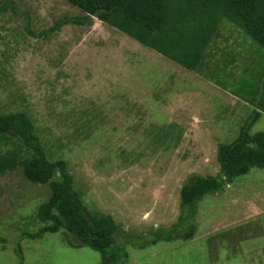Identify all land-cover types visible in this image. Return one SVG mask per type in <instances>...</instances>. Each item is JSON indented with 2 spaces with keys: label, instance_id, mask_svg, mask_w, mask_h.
<instances>
[{
  "label": "rangeland",
  "instance_id": "1",
  "mask_svg": "<svg viewBox=\"0 0 264 264\" xmlns=\"http://www.w3.org/2000/svg\"><path fill=\"white\" fill-rule=\"evenodd\" d=\"M82 16L64 0H0V114L24 112L48 160L67 163L84 210L125 230L117 264H264V168L203 197L179 239L147 241L176 223L183 182L218 174V147L255 111L250 134L264 133V89L253 88L264 50L223 18L219 68L203 79L97 19L50 31ZM49 195L20 170L0 178V264H100L61 233L21 238Z\"/></svg>",
  "mask_w": 264,
  "mask_h": 264
},
{
  "label": "trees",
  "instance_id": "2",
  "mask_svg": "<svg viewBox=\"0 0 264 264\" xmlns=\"http://www.w3.org/2000/svg\"><path fill=\"white\" fill-rule=\"evenodd\" d=\"M64 1L81 10L84 16L64 18L50 31L62 23L91 26L92 20L97 19L203 79L208 78L203 73L204 67L211 73L219 68L217 35L223 18L242 28L264 50V0ZM228 58L236 56L230 52ZM253 88L264 89L261 77ZM257 94L264 102V92ZM238 95L245 102L255 103L249 92L243 94L240 91ZM255 112L246 118L230 145L218 147L217 175H193L183 182L179 189L180 215L176 223L167 232H154L147 239L149 244L179 239L182 233L175 230L183 226L188 217L193 218L197 203L203 197L218 193L226 185L247 175L251 168H264V133L250 134L260 116ZM34 128L24 112L0 114V178L20 170L27 183L46 185L50 190L49 198L36 211L38 229L23 233L21 238L35 240L45 234L61 233L69 247L89 248L99 253L100 264H117L115 251L122 245L125 230L109 216L97 214L92 217L84 210L73 190L67 163L48 160ZM192 228L185 225L181 231L188 232ZM16 254L22 258L20 247H17Z\"/></svg>",
  "mask_w": 264,
  "mask_h": 264
},
{
  "label": "water",
  "instance_id": "3",
  "mask_svg": "<svg viewBox=\"0 0 264 264\" xmlns=\"http://www.w3.org/2000/svg\"><path fill=\"white\" fill-rule=\"evenodd\" d=\"M191 235H192V233H189V234L185 235V237H189V236H191Z\"/></svg>",
  "mask_w": 264,
  "mask_h": 264
},
{
  "label": "clouds",
  "instance_id": "4",
  "mask_svg": "<svg viewBox=\"0 0 264 264\" xmlns=\"http://www.w3.org/2000/svg\"><path fill=\"white\" fill-rule=\"evenodd\" d=\"M236 139V138H235Z\"/></svg>",
  "mask_w": 264,
  "mask_h": 264
}]
</instances>
